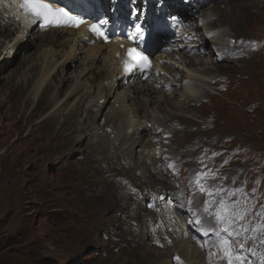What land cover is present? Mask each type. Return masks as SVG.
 <instances>
[{"label":"rangeland","instance_id":"rangeland-1","mask_svg":"<svg viewBox=\"0 0 264 264\" xmlns=\"http://www.w3.org/2000/svg\"><path fill=\"white\" fill-rule=\"evenodd\" d=\"M165 1L168 8L164 10L169 16L180 15V9L188 0ZM193 1L191 5L195 10L192 12L187 7L192 15L185 21L183 32L188 28L187 23L197 22L199 28L188 42L196 41L197 35L202 34L198 36L201 45H196L191 53L207 63L194 60L190 67L199 80L202 94L197 101L182 99L179 104L176 103L177 95L170 94L168 97L173 100L170 106H163L161 92L152 94L151 102L142 97L143 101L138 104L141 111L128 117L130 123L135 124L133 128L145 130L135 137L140 142L130 150L141 178L136 183L118 173L114 166L117 161H109L115 135L108 125L113 116L112 105L116 93L123 94L127 82L116 87L102 108L103 100L100 99L106 97L105 88H94L99 85L98 77L87 80L94 86L91 89L94 105L88 109L91 111L87 113L89 104L85 103L81 105L80 113L64 121L65 115L55 109L62 103L70 108L75 97L86 88L80 80L74 84L75 73L88 61L84 59L86 48L82 49L83 53H77L79 59L65 63L64 69H60L55 61L58 64L69 56L68 47H47L40 38L31 39V42L24 40L21 44L15 42L11 46L10 41L19 34V29L6 39L2 37L5 41L0 46V123L14 131V124L21 114L22 120L33 116L27 126L21 121L24 127L19 134L22 148H32L31 152L47 141L35 138L45 131L55 129L57 135L54 132L51 138L60 141L57 140L59 157L49 159L43 165L41 158L21 163L20 153L7 150L18 144H14L18 133L11 131L9 143L0 144V153L6 151V158L0 159V264H154L153 261L162 264V258L157 261L156 257H146L145 252H164L166 247L179 244L184 250L172 251L174 255L170 258L174 262L171 264L190 263L186 255L190 257L195 248L202 254V264H223L218 246L213 245L216 242L213 238H222L213 231H221L226 226L215 219L220 211L219 201L237 202L236 208L230 209L233 211H243L247 207L246 219L240 223L249 229L253 228V223L264 222V217L256 219L257 213L264 210V141L243 129L254 120L259 124L264 120V0H204V4ZM157 9L161 11L159 7ZM200 13V16H208L206 21L209 16L211 21L215 20L213 32L227 34L228 38L222 37L220 41L226 47L224 52L208 54L213 40L211 33L203 34L207 27L202 25L204 19H197ZM54 50L59 51V55H52ZM170 53L175 54L173 60L179 66L182 53ZM97 65H104V61H98ZM173 68L181 79L184 68ZM83 79L86 77L81 81ZM73 85L74 88L79 85L77 90L80 92L67 98ZM57 90L61 93L52 101ZM17 104L20 112L13 111L14 116L10 117L12 106ZM156 109L161 111L156 114ZM167 109L170 112L175 109L170 120L166 118L169 115ZM155 118L166 124L158 126ZM43 122L47 126L35 128ZM80 122L85 126L95 123L105 130L102 132L106 139L96 146L94 141L98 137L85 135L80 138L84 131H74ZM31 129L33 135L29 134ZM7 135L4 133L0 138ZM77 139L81 142L77 143ZM95 147L98 150L93 153L91 148ZM152 160L156 167L153 170L145 168ZM203 171H209L210 175L201 174ZM144 179L154 185L165 181V193L178 194L180 200L173 207L166 196L160 197L165 205L169 204L171 216H165L164 204L156 207L150 197L141 203L140 183ZM44 180L48 185L40 188L39 184ZM201 185L221 191L210 197L198 192ZM161 190L159 187V192ZM205 201L212 203L205 205ZM136 212L140 213L137 215ZM148 216L159 218L156 223L159 224V240L166 247L160 243L158 248L155 244L150 245V241L154 243L157 238L155 232H150L149 239H142L140 232L146 231ZM167 218L172 219L171 223ZM202 220H205L206 231L195 232L198 229L196 222ZM249 236L255 239L246 243L244 236L229 238L226 233L224 238L230 239L237 251L238 245L245 243L246 249L255 248L264 254L259 243L264 240V233L250 231ZM148 246L156 250L148 251ZM240 255L244 257L243 264H259V258L246 250ZM182 259H185L184 263H181Z\"/></svg>","mask_w":264,"mask_h":264},{"label":"bare ground","instance_id":"bare-ground-1","mask_svg":"<svg viewBox=\"0 0 264 264\" xmlns=\"http://www.w3.org/2000/svg\"><path fill=\"white\" fill-rule=\"evenodd\" d=\"M203 1L204 0H199V2H202V4H204L205 2ZM193 2H194L193 0L192 1L188 0L187 4L186 5L184 4V7L180 9V16H182L183 18L189 19V16L192 15L191 11L193 12V10H195V6L191 5V3ZM137 3L140 5V7L142 8L144 12H149L150 14L151 13L153 14V10H156L159 14V10L157 9L159 7V3H160L161 10L162 9L164 10V8H168V7H165L166 6L165 4H167L165 0L163 2L162 1L159 2V0H137ZM18 4H19V0H0V46L4 43L6 38L11 36V33L16 29H19V34H16L15 38L12 41H10L12 43L11 46L15 42L21 44L23 43L24 40L30 41L31 39H35V38H40L42 42L45 43V46L47 44V47L53 48L54 46H56L62 49L63 47L66 46L69 49L67 52L69 56L65 57L64 60L61 62L58 61V64L56 62L57 60L55 61L56 66H58L60 69H64V66L67 65L65 63L68 62L69 64L73 62L74 59H79L77 56V53L78 52L83 53L82 49L86 48L87 50L85 52L86 56L84 58L85 60H88L87 63L86 64L83 63L84 67L79 69L78 72L76 71L77 73H75L74 75V79H76L74 81V84H76L80 80L81 84L85 85L86 88L82 91L80 95L76 96V94L80 92L77 90L79 89V85H78V88L76 87L74 88V85H73L72 87L73 90L67 94V98L72 97V95L73 97L76 96L73 105L70 108H67V104L65 105L64 103H62L55 109L57 113L62 114V116L65 115L64 121L67 120L66 119L67 117L72 118V116L77 115L78 112L80 113L81 105L85 103L89 104V108H86L87 113L91 111L88 109H91L94 105V103L92 102V97H91V89L94 86L93 84L91 85L90 82H87V80L92 81V80H95L94 77H98L99 85L98 87L95 86L94 88L98 90L100 89L101 86L105 88L106 97L100 99L101 101L103 100L102 108L104 105H106L107 100L113 96V93L115 92L116 87L123 86L125 81L128 80L127 86L124 87L123 94L117 92L115 99H114V103L112 105L114 111H113V116H111L112 120H110L108 125L112 128V132L115 133V135H114V139L111 145L112 156L109 161L111 163H114V161H117V163L115 162L116 164L114 166L116 167L118 173L124 178H129L130 181H133L132 183H136L141 178H140V175L137 174L136 167L133 164L132 157L130 155V150H133L134 145L137 144V142H140L139 138L135 139V137L139 136L145 130L143 129L141 130L139 128H133L135 127V124L130 123V121L128 120V117L131 115V113H133L134 114L133 116H135L137 112L141 111V106L138 104L141 100L143 101L142 97H147L146 101L151 102L152 100L151 95L154 93L156 94V93L161 92L163 94V97L159 96L160 98H162L163 106L164 104H167L168 106H170L173 103V100L170 97H168L170 94L177 95L178 97V99H176L177 104H179L182 99L185 101H190V100L197 101V99L201 97L202 89L200 90V87L198 86L199 80L191 73L190 67L193 63H195L194 60H197L198 63H203V62L207 63V61H203L200 59V57L197 58V56L194 53H191V50H193L196 47V45L197 46L201 45L198 42L199 40L198 36H201L202 34L197 35V38L195 39L197 42L196 41L188 42L189 39H191L192 36L195 35V31L197 30V28H199V25L197 24V22L188 23V28L186 29L185 32H183V34L180 37H176V36L172 37V39L169 40V44H165L163 46L164 51H167L166 48L168 47L170 51H176V53H179V52L182 53L183 57H180V60L178 61L179 66L176 65L177 61L173 60L175 58L174 56L175 54L174 55L171 53L169 54V51L166 53L164 52L163 54L159 53V55L154 60L155 61L154 72L151 78H149L148 81L146 80L147 82L146 81L144 82L141 80L140 76L138 75H133L132 78H126L122 74L119 62L115 56L117 52L116 50L119 48V44L100 45L98 43H94V45H90L89 44L90 39H88L86 35L82 34L81 29L77 31L64 30V29L62 30L61 29L39 30L34 25L28 23V21L23 18V15L19 10ZM187 7L188 8L190 7L189 9L191 11H189ZM118 12L121 13V10H119ZM198 15L200 16L201 13ZM207 17H208L207 15L205 16V14H203L202 16L197 17V19L199 18L201 20L204 19L201 22H202V25L206 26L207 28L203 29L204 30L203 34L211 33L210 38L211 40H213L212 41L213 46L211 47L212 49L211 48L209 49L210 53L208 52V54L220 53L222 50L224 52L226 47L223 46V44L220 41L222 37L226 38L227 34L226 33L219 34L217 32L216 33L213 32L211 29L216 27L215 22H214L215 20L211 21V16H209L210 18L207 19L206 21L205 18ZM142 18L148 21V19L145 17V13L142 14ZM2 37H4L5 39H2ZM15 46H18V45L15 44ZM59 53H60L59 51L54 50L52 52V55L56 56V55H59ZM185 57H189V59ZM98 61L100 62L104 61V65L98 66L97 65ZM50 63H52V60L49 61V64L47 63V65L49 66ZM80 66L81 64L79 65V67ZM173 66L179 67L180 69L184 68V70L182 69V71H184L185 73L182 75L183 77L181 79H179L177 75L178 73L177 71H175ZM53 70L55 69L53 68ZM84 77H86V79H83V81H81L82 78ZM176 81H179L178 85H176ZM173 85H175L174 88H173ZM157 86L159 90H157ZM60 93L61 92L57 90L52 101L56 99L55 97H59ZM28 102H29V98L27 99L25 103L28 104ZM131 106H134V108H131ZM99 109H101V107ZM13 111L20 112L18 108V104L16 106H12L10 117L14 116ZM154 111H156V114H158L159 110L156 109ZM168 111H169V115L167 117L165 115V117L167 118V120H170L175 109H173L171 112L170 110ZM163 113H165V111ZM160 116L162 117L161 114ZM32 119H33V116L27 118L26 120L24 119L22 120V114H21L20 119L14 124L15 126L14 131L12 128L8 129L6 124L0 123V136L3 135L4 133L8 134L5 138H0V144L5 145L8 142L9 133L11 131H13V133H18V136L16 137V141H14V144L15 143H18V144L11 147V149L7 148V150L20 153L21 156L19 159L21 163L24 162L25 160L26 161L31 160V159L37 160L41 158V164L43 165L44 163L47 162V160L57 159L59 157V153L57 151V144L60 140L57 139L59 140L57 141L55 137L54 139L51 138V135L54 132H56L55 129L54 130L51 129L49 131H45L40 137H35V138L45 139L47 141L41 142V144L37 146L33 152H31V150H33L32 148L23 149L22 143H21L22 138L19 134L21 133L22 127L27 126L28 124H31ZM21 121H24V126H22ZM154 122L155 123L159 122V124L156 123L158 126H163L161 123L166 124L162 120H157V119ZM42 126H47V125L45 122H43L38 127H35V128H41ZM49 126H51V123H49ZM158 126L156 128H158ZM243 129L245 131H251L255 138L262 139L264 141V120L261 122V124L257 123L254 120L251 124H248ZM76 130L84 131L83 133H80L81 135L84 134L80 138L85 137V135L90 136L91 138L98 137V139L94 141L96 143V146H98L99 143H101L104 139H106L105 132L104 133L102 132L105 130H102L101 127L98 128V126L95 125V123L93 122L86 124V126L82 124L81 122L77 123L74 128V131ZM33 133L34 131L31 129L29 131V134L33 135ZM54 134L57 135V132ZM77 140H76L77 143L81 142V139H77ZM91 150L93 153H95L97 152L98 149L95 147V148H91ZM5 155H6V151L1 152L0 159L2 157H5ZM144 167L149 170H153L156 167V163L153 162L152 160L146 163ZM131 171L133 172V174H131ZM201 174L210 175V172L203 171L201 172ZM39 176H41V173L38 175V177ZM145 179L141 180V183H140L141 184L140 196H142L140 197L141 203L144 202V199L146 197H150L151 201L155 202L156 207H159V205L162 206L164 204L163 212L165 213V216H171L170 208H168L169 204L166 203L165 205L164 201L163 202L161 201L163 199L160 197L166 196L168 198L170 206L173 207L174 205L177 206V202H179L180 200V198L178 197V194L177 193L166 194L165 193L166 191L165 181H161L160 183H157L156 185H154L153 183H150L146 181ZM50 184L51 183H49V185ZM46 185H48V182L44 180L43 182L39 184V187L40 188L45 187ZM154 187L157 189V191L155 190ZM159 187H162V190L160 192H159ZM172 201H174V203ZM243 206H245V204H243ZM145 221H146V227H145L146 231L140 232L142 239H149L150 232H155L154 235L157 238L155 239L154 243H151L153 241H150V245L155 244L158 248L159 247L158 243H160L161 246L166 247L167 245L163 244V242L159 240V232H160L159 224L156 225V223L159 222V218L148 216L147 220ZM167 221L171 223L172 219L167 218ZM204 223H205V220H202L200 222L199 229L205 228ZM256 224L257 223H253L251 227H254ZM176 226L177 225H175V227ZM249 233L250 231L247 233L248 236H249ZM163 234L164 233H162L161 231L160 236ZM241 236H244V235L242 234ZM179 248L181 250H184V246L179 244V245H176L170 248L166 247L165 251L162 250L164 252H161L160 250V251H156V253L150 254L149 250L154 251L156 250V248L154 249L148 246L149 252H145V254H146V257L148 256L149 258L156 257L157 261H159V259L162 258L161 259L163 260V262L161 261L162 264H171V262H174L173 259L171 260L170 258L171 255H174V252L172 251L178 250ZM201 255L202 254L198 251V249L195 248L192 254L190 255V257H189V254L186 255L188 256V258H190L189 260L190 263L188 264H202ZM184 260L182 259L181 263H184ZM222 261L223 259L220 261V263ZM153 263L159 264V262L155 263L154 261Z\"/></svg>","mask_w":264,"mask_h":264},{"label":"snow or ice","instance_id":"snow-or-ice-1","mask_svg":"<svg viewBox=\"0 0 264 264\" xmlns=\"http://www.w3.org/2000/svg\"><path fill=\"white\" fill-rule=\"evenodd\" d=\"M18 7L22 10L23 15L31 21L32 24H38L40 28L47 29L51 27H80V25L85 24V18L80 15L73 14L69 10L63 7H53L52 3L48 0H19ZM89 30L99 37H102L105 41L109 39L106 33L102 30V25L100 23H92L89 25ZM137 32L142 29L139 25L136 26ZM125 71L131 72L135 69L141 72L147 70L151 67V61L148 55H145L142 51H138L136 47L127 49V56L124 60ZM131 64V67L129 66ZM227 163V161H225ZM171 167V165H170ZM200 176L201 174H197ZM206 175V174H205ZM221 190H209L204 186L198 187V192L207 196L218 195ZM242 191V190H237ZM255 191V189H253ZM235 193H232L234 195ZM212 203L211 201H205V205ZM220 211L217 212L215 219L218 222L224 223L226 226L221 229L222 232L227 233L228 237H240L244 235L245 243L249 239H255L254 236H248L249 231H260L264 233V222L256 224L252 229H249L247 225L240 223L246 219L248 209L244 208L243 211H233L230 209H235L237 202L232 204H226L223 200L219 201ZM151 206V205H149ZM207 210V208H206ZM264 217V210L257 213L256 219H261ZM239 224V227L236 225ZM231 229V231H230ZM245 243H240L238 245L239 251L231 246L230 240L224 241V254L227 260V264H234V262H240L243 264L244 257L240 255V252L248 251L253 256L259 258V264H264V254L258 253L255 248L245 247ZM260 246L264 248V240L259 241ZM179 260V257H175ZM250 264V262H249Z\"/></svg>","mask_w":264,"mask_h":264}]
</instances>
